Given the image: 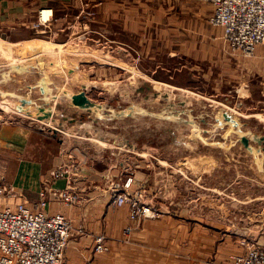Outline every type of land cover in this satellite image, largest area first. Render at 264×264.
Segmentation results:
<instances>
[{
	"label": "rangeland",
	"instance_id": "374dc122",
	"mask_svg": "<svg viewBox=\"0 0 264 264\" xmlns=\"http://www.w3.org/2000/svg\"><path fill=\"white\" fill-rule=\"evenodd\" d=\"M78 3L84 4L81 0ZM46 7H41L45 8L42 19H47L51 14V8ZM41 8L37 11L34 27L21 25L17 26L14 32H0V89L13 93L3 96L0 92V128L7 127L13 131L14 158L24 154V145L19 142L21 138L15 137V132L21 136L29 134V152L34 155V160L37 159L39 164L46 166L41 172L44 176L41 187L47 173L63 162L77 163L80 173L88 171L86 165L77 158L79 151L86 148L93 153L96 147H103L107 140L124 147H128L134 140L138 142L135 149L137 152L152 153L157 157L161 154L176 156L197 152L207 155L220 153L222 157L230 160H206L204 169L201 161L198 165L191 164L188 167L192 171L189 177L185 175L186 170L181 168L185 162L178 159L180 156H176L172 160L171 169L178 177L185 176L182 184L178 186L177 196L180 198L183 195L189 200L202 201L198 207L194 202L189 214L192 217L197 215L199 224L207 227L210 232L218 236H240L241 242L244 240L264 245V171H259L252 163L254 155L237 140L235 132L223 139L221 134L225 128L213 127L214 113L220 107H228L240 115L243 121H247V125L242 127L244 130L251 128L264 133V96L257 101L250 98L248 79L242 78L235 64L239 57L248 56L231 48L223 37V28L210 21L213 12L206 22L220 28L219 38L227 49H222L219 59L210 58L207 53L211 52L210 49L202 51L201 47L180 59L171 56L170 50L166 48L154 52L137 48L132 42V35L116 32L114 21L107 25L113 30L104 31L102 47H97L95 41L87 39L82 30L75 33L66 30L57 33L53 26H47L46 30L39 31L36 25L47 21L40 20ZM85 12L81 11L82 16ZM198 40L201 38L198 37ZM206 40L207 37L204 41ZM37 56H43L44 71L52 80V91L58 93L57 98L45 104L43 109L37 106L44 102L43 95L38 87L30 89L29 86L34 85L43 75V71L40 72L39 65L37 66ZM13 63L35 65L30 66L29 71L16 72L11 68ZM181 63L182 68L174 70V66L180 67ZM167 66H170L169 70ZM4 72H7L10 78L4 80ZM145 82L151 85L153 90H141ZM82 83L86 84V93L92 100L103 102L106 107L114 110L135 103L154 113L166 114L162 109L168 102H174L177 108H192L195 120L200 119L199 116L206 120L205 123H200L202 129H207L202 132L206 140H221L224 145H205L201 140L192 141L187 145L189 131L186 132L185 125L180 124L183 123L181 118L171 120L153 114L113 117L104 110L101 113L104 117L96 121L93 112L67 106L69 99L61 91H75ZM155 91L161 94L156 96ZM164 93L168 95L164 96ZM26 94H29L35 103L22 106L19 96ZM240 98L248 100L252 105L247 102L242 104ZM177 102L181 103L179 107ZM47 106L51 108L48 109ZM254 112L256 114L253 116ZM180 115L187 118L186 113ZM54 134L61 140L53 137ZM231 141L233 144L229 146ZM251 143L257 146L254 142ZM71 147L78 149L76 155L70 153ZM55 157L60 158L59 162H55ZM95 166V170L91 169L93 172L101 171L100 162ZM198 172L200 176L196 180ZM0 180L15 188L1 173ZM146 197L145 194V200ZM56 200L60 203H73L60 198ZM152 201L148 203L154 205L156 214L146 218L159 216L160 210ZM218 202H221V207H214ZM57 212L62 213L60 210ZM142 221L143 219L135 224L129 234L124 233V236H132Z\"/></svg>",
	"mask_w": 264,
	"mask_h": 264
},
{
	"label": "crops",
	"instance_id": "0c3cea01",
	"mask_svg": "<svg viewBox=\"0 0 264 264\" xmlns=\"http://www.w3.org/2000/svg\"><path fill=\"white\" fill-rule=\"evenodd\" d=\"M79 1L0 0V32H14L21 25L34 27L37 11L42 6H47L52 10V17L36 25L37 30H46L47 26H53L57 33L65 30L75 33L82 30L87 39L96 42L97 47L103 46L104 31H112L107 25L114 21L116 32L132 35V42L139 49L146 48L154 52L166 48L170 50L171 56L180 59L198 50V47L202 51L210 49L211 52L207 51L208 56L219 59L222 49H227L220 41V28L206 22L213 12L210 2L81 0L84 4L80 5ZM81 11L85 12L83 16ZM205 37L208 40L204 41ZM237 61L236 70L240 71L242 78L248 79L250 98L257 101L264 96V44H258L252 56L239 57ZM182 65L183 63L180 67L174 66V70L181 69ZM167 67L169 70L170 66ZM240 100L242 104L247 102L252 105L248 100ZM255 114L254 112L252 115ZM180 124L185 125L186 132L189 131L188 124ZM15 137L21 138L19 142L24 145V154L19 158H14L13 131L7 127L0 128V173L15 187H12V193L0 194V208L14 207L22 201L31 205L38 199L42 188L41 181L44 176L41 172L46 166L39 164V160H34V155L29 152V134L21 136L15 132ZM53 137L61 140L55 134ZM137 143L133 140L128 147H124L107 140L103 147H96L93 153L86 148L79 151L77 158L89 170L80 173L78 178H72L80 197L72 204L58 202L53 193V190L66 186V179L57 178L53 181L46 210L48 213L60 210L72 224L61 264H233V256L245 249L240 236H218L200 225L199 217H192L189 209L194 206V202L197 206L202 201L189 200L182 194L178 198V186L182 184L185 176L178 177L171 169L172 160L176 156H180L178 159L185 162L181 168L186 170L187 173L184 174L187 177L190 175L191 170L188 167L191 164L198 165L201 161L204 169L206 160L218 162L230 158L222 157L220 153L207 155L198 152L176 156L161 154L157 157L152 153L137 152ZM77 150L76 147H71L70 153L77 154ZM55 158V162H59L60 158ZM251 160L256 165L253 156ZM97 161L101 163V171L93 172ZM130 174L134 177L132 189L142 186L146 200H153L160 212L156 218H144L141 226L132 236H128L127 241L123 229L132 222L129 207L115 205L112 184L122 182ZM199 176L198 172L196 180ZM214 207H221V202L214 204ZM80 228L83 232L79 231ZM98 233L107 236V251H95L93 238Z\"/></svg>",
	"mask_w": 264,
	"mask_h": 264
},
{
	"label": "built area",
	"instance_id": "2783aa9c",
	"mask_svg": "<svg viewBox=\"0 0 264 264\" xmlns=\"http://www.w3.org/2000/svg\"><path fill=\"white\" fill-rule=\"evenodd\" d=\"M214 11L210 21L223 28V37L233 50L252 56L256 46L264 42V0H206ZM47 8V7H46ZM45 8L39 11L40 20ZM246 86H244L245 88ZM240 89H238L239 91ZM77 163L63 162L49 171L38 199L33 204L18 202L14 207L0 208V264H61L69 241L72 224L62 213H48L49 190L57 178H65L64 188L53 190L56 198L68 202L80 199L73 179L80 175ZM134 177L130 174L120 183H113L115 205H128L132 220L123 229L129 234L134 225L156 214L154 205L144 200L142 186L132 189ZM10 185L1 182L0 194L12 193ZM80 232L83 230L80 228ZM97 252L107 251V236L98 233L93 238ZM125 240H129L125 236ZM245 249L233 256V264H264V245L243 241Z\"/></svg>",
	"mask_w": 264,
	"mask_h": 264
},
{
	"label": "water",
	"instance_id": "95a60500",
	"mask_svg": "<svg viewBox=\"0 0 264 264\" xmlns=\"http://www.w3.org/2000/svg\"><path fill=\"white\" fill-rule=\"evenodd\" d=\"M35 64H27V63H13L11 64V68L15 70L16 72H23V71H29L30 66L34 67ZM39 65V71H43V75L36 81L34 85H29L30 89L33 87H38L40 93L43 95L44 102L37 104L38 107L41 109L45 108V104H49L52 100L57 98L58 93H53L52 88L50 86L52 80L49 78L48 74L44 71V65L45 61L43 56H37V66ZM4 80L7 78H10V75L7 72L2 73ZM57 89L60 91L61 88L59 86H56ZM147 90H153V87L149 85L148 83H144V86H141V90L144 89ZM63 94L69 99L67 106L73 108V109H80L82 111H88L94 113V120H98V118H103L104 116L101 114L106 111L109 116H134L135 114H153L158 117H164L171 120H176L177 118H181L184 123L189 125V133L187 134V145H190L192 141H198L201 140L202 143L205 145H218L222 146L224 145L221 140H212L208 141L203 136L202 132H206L207 129H202L200 126V123H205L206 120L203 116H199L200 119L195 120L192 115V108H177L175 107L174 102H168L166 106H164V109H162L166 114H163L162 112L154 113L151 110H148L144 107H140L136 105L135 103L128 104L126 107L121 108L119 110H114L111 107H106V105L103 102H97L92 100L86 93V84L82 83L80 84V87L76 89L75 91H67V90H61ZM0 92L2 95L13 93L11 91H2L0 89ZM156 96L159 93L158 91H155ZM164 96H167L168 93H164ZM148 94L146 98H148ZM20 104L22 106L24 105H30L32 103H35V100L30 97L29 94L21 95L19 96ZM185 100H188V98H185ZM180 102H177V105L179 107ZM48 109L51 108V106H47ZM112 111V112H111ZM181 113H186L187 118H182ZM198 116V115H197ZM214 123L213 127L216 128H225L224 132L221 134V137L223 139H227L232 132H235L237 134V140L240 141L244 147L247 149V151L254 155V162L256 163V167L259 171H264V133L258 132L256 130H252L251 128L244 130L242 127L244 125H247V121H243L240 115H238L233 110H230L228 107H220L214 113ZM75 119H72L74 121ZM55 134L57 132L55 131ZM251 142H254L257 144V146H254L251 144ZM233 142L231 141L229 143V146H231ZM77 178L79 175H76Z\"/></svg>",
	"mask_w": 264,
	"mask_h": 264
},
{
	"label": "bare ground",
	"instance_id": "6f19581e",
	"mask_svg": "<svg viewBox=\"0 0 264 264\" xmlns=\"http://www.w3.org/2000/svg\"><path fill=\"white\" fill-rule=\"evenodd\" d=\"M44 11H45V10H44ZM44 11H43V12H44ZM42 14H43V13H42ZM43 16H44V14H43ZM42 18H43V17H42Z\"/></svg>",
	"mask_w": 264,
	"mask_h": 264
}]
</instances>
